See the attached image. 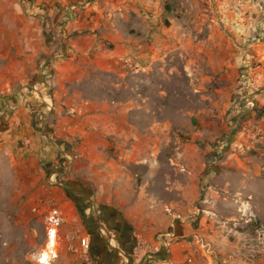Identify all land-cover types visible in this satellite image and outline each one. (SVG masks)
<instances>
[{
    "label": "crops",
    "instance_id": "0c3cea01",
    "mask_svg": "<svg viewBox=\"0 0 264 264\" xmlns=\"http://www.w3.org/2000/svg\"><path fill=\"white\" fill-rule=\"evenodd\" d=\"M139 1L0 0V212L17 202L40 208L45 237L36 264L43 255L44 264H75L61 247L49 251L41 212L51 209L66 219L59 235L78 228L87 237L92 264H247L241 216L264 202V180L247 165L222 161L220 147L195 161L178 151L180 162L161 161L162 115L62 114L84 105L87 75L115 73L119 60L140 55L144 40L128 28ZM100 95L89 97L90 107L108 106ZM136 101L134 93L129 107ZM91 121L118 137L127 127L116 160L99 162L73 146L71 136ZM131 231L153 246L151 258L131 256Z\"/></svg>",
    "mask_w": 264,
    "mask_h": 264
},
{
    "label": "rangeland",
    "instance_id": "374dc122",
    "mask_svg": "<svg viewBox=\"0 0 264 264\" xmlns=\"http://www.w3.org/2000/svg\"><path fill=\"white\" fill-rule=\"evenodd\" d=\"M146 4H136L128 23L144 40L140 55L119 60L115 73L87 75L79 100L84 105L64 106L62 114L71 120L124 115L127 121L128 116L162 115L168 124L166 137L156 144L166 150L161 161L166 156L180 162L175 151L195 161L199 152L220 147L228 154L222 161L247 165L254 178L264 180V0H151L148 9ZM127 60L137 71L124 65ZM134 93L135 108L128 105ZM100 94L108 106L90 107L89 97ZM71 106L81 108V115L69 117ZM100 125L87 122L82 135L71 136L73 146L92 153L93 160L114 161L117 148L128 144L127 127L118 137L103 133ZM8 172L1 173L4 179ZM251 208L252 213L241 212L247 225L246 263L264 264V202ZM260 208L256 215L253 210ZM5 209L0 212V264H36L45 237L40 216L25 202Z\"/></svg>",
    "mask_w": 264,
    "mask_h": 264
},
{
    "label": "built area",
    "instance_id": "2783aa9c",
    "mask_svg": "<svg viewBox=\"0 0 264 264\" xmlns=\"http://www.w3.org/2000/svg\"><path fill=\"white\" fill-rule=\"evenodd\" d=\"M124 65L132 70H136V64L127 60ZM82 113L81 108H75L71 106L67 110L69 117H77ZM46 204L53 207L52 201H46ZM34 211L39 213L41 210L39 207H35ZM44 216V223L47 233V245L51 246L57 252V249L61 247L67 254H69L75 264H92L91 245L87 237L80 232L78 228H73L63 235H59V229L66 224V219L57 213L55 209H51L47 214L41 212ZM45 214V215H44ZM54 235H50L53 233ZM131 238V256L133 258H151L154 250L153 246L147 242L143 236L137 232H130ZM39 264H44L45 260L41 258L38 260Z\"/></svg>",
    "mask_w": 264,
    "mask_h": 264
},
{
    "label": "bare ground",
    "instance_id": "6f19581e",
    "mask_svg": "<svg viewBox=\"0 0 264 264\" xmlns=\"http://www.w3.org/2000/svg\"><path fill=\"white\" fill-rule=\"evenodd\" d=\"M44 258H45V256L43 255V257H42L41 259H42V260H45Z\"/></svg>",
    "mask_w": 264,
    "mask_h": 264
},
{
    "label": "snow or ice",
    "instance_id": "6c2138e0",
    "mask_svg": "<svg viewBox=\"0 0 264 264\" xmlns=\"http://www.w3.org/2000/svg\"><path fill=\"white\" fill-rule=\"evenodd\" d=\"M50 235H54V232L53 233H50Z\"/></svg>",
    "mask_w": 264,
    "mask_h": 264
}]
</instances>
